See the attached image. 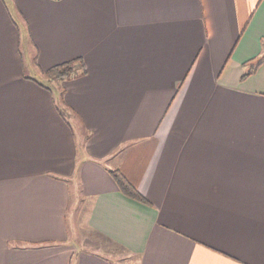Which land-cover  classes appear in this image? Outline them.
Instances as JSON below:
<instances>
[{"label":"crops","instance_id":"obj_1","mask_svg":"<svg viewBox=\"0 0 264 264\" xmlns=\"http://www.w3.org/2000/svg\"><path fill=\"white\" fill-rule=\"evenodd\" d=\"M130 257L264 264V0H0V264Z\"/></svg>","mask_w":264,"mask_h":264},{"label":"trees","instance_id":"obj_2","mask_svg":"<svg viewBox=\"0 0 264 264\" xmlns=\"http://www.w3.org/2000/svg\"><path fill=\"white\" fill-rule=\"evenodd\" d=\"M260 60L259 62H261ZM256 67V66H254ZM87 71L84 61L80 58L71 61H65L50 67L46 74L51 79H72L85 74ZM253 70L246 73L249 74ZM64 90L62 92V95ZM63 99V98H62ZM112 176L116 180L120 189L129 196L145 200V197L140 191L125 177V175L118 169L110 170Z\"/></svg>","mask_w":264,"mask_h":264},{"label":"rangeland","instance_id":"obj_3","mask_svg":"<svg viewBox=\"0 0 264 264\" xmlns=\"http://www.w3.org/2000/svg\"><path fill=\"white\" fill-rule=\"evenodd\" d=\"M45 78H47V77L45 76ZM53 80H58V79H53ZM54 83H55V81H54ZM58 101L60 103H62L60 96L58 98ZM71 120L74 121L73 119H71ZM75 122H76V124H75ZM75 122H74L75 129H76L77 133H79L80 128H81L79 126V124H80L79 120L76 119ZM82 132H84V131H82ZM70 183H71L72 190H73V195H74V200H73V208H74V210H72L70 212V232H71L70 234L72 236V237H70V241H71L70 243L81 246V245H83V242L85 241L84 239H86L85 237H86V235L89 234V232H88L87 229H82V228H80L78 226V221L79 220H78V213L76 211L78 210V208H80V203H79V201H78L76 196H77L78 192L80 191V189H79L80 183L77 181V179H74V178H72L70 180ZM76 214H77V217H76ZM75 218H76V221H75ZM118 255L120 257H124L125 253H119ZM127 261H129V262H127L128 264H134V261H133V259L131 257L128 258Z\"/></svg>","mask_w":264,"mask_h":264}]
</instances>
